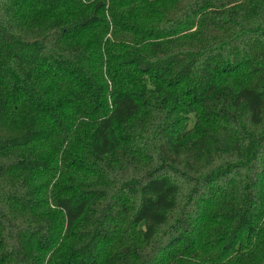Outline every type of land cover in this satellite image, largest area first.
<instances>
[{
	"label": "trees",
	"instance_id": "trees-1",
	"mask_svg": "<svg viewBox=\"0 0 264 264\" xmlns=\"http://www.w3.org/2000/svg\"><path fill=\"white\" fill-rule=\"evenodd\" d=\"M0 264H264V0H0Z\"/></svg>",
	"mask_w": 264,
	"mask_h": 264
}]
</instances>
